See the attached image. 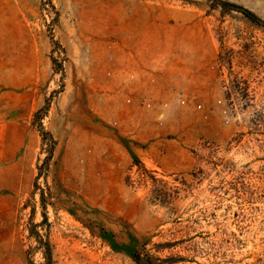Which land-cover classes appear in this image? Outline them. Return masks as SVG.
Returning a JSON list of instances; mask_svg holds the SVG:
<instances>
[{
	"label": "rangeland",
	"instance_id": "rangeland-1",
	"mask_svg": "<svg viewBox=\"0 0 264 264\" xmlns=\"http://www.w3.org/2000/svg\"><path fill=\"white\" fill-rule=\"evenodd\" d=\"M131 235L264 264V0H0V264H136Z\"/></svg>",
	"mask_w": 264,
	"mask_h": 264
},
{
	"label": "trees",
	"instance_id": "trees-1",
	"mask_svg": "<svg viewBox=\"0 0 264 264\" xmlns=\"http://www.w3.org/2000/svg\"><path fill=\"white\" fill-rule=\"evenodd\" d=\"M222 8H226L227 7V3L226 2H222L220 3ZM247 17H249L251 20H253V22H255L256 24L261 25V21H257V17H255L254 15H252L251 13L247 12L244 13ZM42 136L43 138L45 136H47V133H44L42 131ZM49 158V156H48ZM100 236L104 237L108 240L112 241V246L116 248L117 241L115 240V236L112 233H107L104 232L103 229L99 230ZM128 244H122L123 248H128L129 251V255L131 257V259L136 263V264H162L161 259L154 257L152 254H150L146 248H145V244H143V241H140L138 239V237L131 235L128 237ZM40 241V238H39ZM44 260L45 262L43 264H51V252H50V248L48 246L47 243H44Z\"/></svg>",
	"mask_w": 264,
	"mask_h": 264
},
{
	"label": "crops",
	"instance_id": "crops-1",
	"mask_svg": "<svg viewBox=\"0 0 264 264\" xmlns=\"http://www.w3.org/2000/svg\"><path fill=\"white\" fill-rule=\"evenodd\" d=\"M142 78H143L144 84H150V78H151V75L150 74H146V75L142 74ZM153 79H155L156 82H158V78H153ZM137 80H140V79H137Z\"/></svg>",
	"mask_w": 264,
	"mask_h": 264
},
{
	"label": "water",
	"instance_id": "water-1",
	"mask_svg": "<svg viewBox=\"0 0 264 264\" xmlns=\"http://www.w3.org/2000/svg\"><path fill=\"white\" fill-rule=\"evenodd\" d=\"M237 10H239L240 12H242V13H247L248 11L247 10H245V9H243V8H241V7H235Z\"/></svg>",
	"mask_w": 264,
	"mask_h": 264
}]
</instances>
